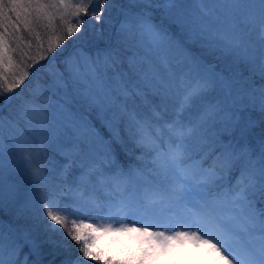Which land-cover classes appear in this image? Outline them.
Wrapping results in <instances>:
<instances>
[{
    "label": "snow or ice",
    "instance_id": "snow-or-ice-1",
    "mask_svg": "<svg viewBox=\"0 0 264 264\" xmlns=\"http://www.w3.org/2000/svg\"><path fill=\"white\" fill-rule=\"evenodd\" d=\"M70 86L109 139L61 103ZM5 210L0 264H40L41 233L62 264H264V0H0ZM109 233L135 246L109 254Z\"/></svg>",
    "mask_w": 264,
    "mask_h": 264
},
{
    "label": "trees",
    "instance_id": "trees-1",
    "mask_svg": "<svg viewBox=\"0 0 264 264\" xmlns=\"http://www.w3.org/2000/svg\"><path fill=\"white\" fill-rule=\"evenodd\" d=\"M155 22L160 23V17L159 16L156 17ZM89 23L91 24L94 22L90 21ZM165 23H167V22L165 21ZM86 27H87V25H86ZM104 27H107V26H104ZM174 38L180 39L182 41L184 40V37H181L175 31H174ZM73 41H75L74 38L70 39L69 41L66 42L65 45L62 46V49H57V51L55 53L50 54L47 59L40 61L37 65H35L30 70L34 75L32 77H30L29 80L32 81L33 83L35 81H40L41 83H47L50 79V77H49V62L53 61V57H55V55H57V54L59 55V54L64 53L65 50L67 49V47ZM75 46H76V44H74V46L72 45V47L69 49L68 53L66 55L62 56V58L61 57L60 58L55 57V60L52 63L51 67L57 68V69H60L61 71H63V69H64L63 61L73 51ZM99 46L104 47V42L100 41ZM186 46L193 53H195L197 55H201L200 53L197 52L198 51L197 49L199 48L198 46L191 45V44L186 45ZM125 55H131V53L128 52ZM204 59H206L210 63L217 64V66H218L217 70H220L223 67V64L220 61H218L216 59L215 55H213V54H209V57L206 56V57H204ZM122 70L125 72L129 71L128 65L126 62L122 65ZM245 75H248V73L245 72ZM254 79L257 81V83H259L258 77H254ZM25 83L27 85V88L24 89V94L27 95L28 90L31 89V87H32V84L29 83L28 81H26ZM53 99H58V97L54 96ZM61 103H65L66 107L69 109V111L72 114H74L78 117L86 116L88 118V120L91 121L93 126L101 132V134L105 137V139L110 138V134H109L107 128L102 125L99 110L94 108V107H90L86 100H84L82 97L77 96V94L72 90L71 86L69 87V90H68L67 102L62 100ZM120 128H121V136H125L122 124L120 125ZM256 131L259 132V129H257ZM125 139H126V136H125ZM114 147L117 150L118 159L120 160L121 164L124 165L125 168H127L129 165H134L137 163L135 157H136V155L139 154L138 150L133 149L132 155H126L125 151L122 150L119 145L114 144ZM127 147H128V149H132V145L130 143L127 145ZM57 159H61V158L57 157ZM4 215H5V211L0 212V219H3L6 223H8L9 221L4 219ZM43 237H45V238H43ZM38 241L41 243L40 264H62V262L67 258V253L60 246V237L59 236H53V234H51V237L49 238V237H47L46 234H41L38 237ZM24 252L25 253L28 252L27 247H25ZM31 259H35V258L30 257V260Z\"/></svg>",
    "mask_w": 264,
    "mask_h": 264
},
{
    "label": "rangeland",
    "instance_id": "rangeland-1",
    "mask_svg": "<svg viewBox=\"0 0 264 264\" xmlns=\"http://www.w3.org/2000/svg\"><path fill=\"white\" fill-rule=\"evenodd\" d=\"M197 50H198L197 52L200 53L203 57H206V56L209 57V53H207L206 50H203L200 48H198ZM4 114L7 115V112ZM5 215H4V219L11 222V219H12L11 213L7 212V210H5ZM41 234H43V233H41ZM46 235H47V237H49V234H46ZM131 235L134 236L135 233H133ZM53 236H57V235L53 234ZM50 237H51V235H50ZM43 238H45V237H43ZM97 243L105 251H108L109 254H112L113 252L119 253V250L124 246H128V247H134L135 246V242L133 240L129 239V236L123 235V234H117V233H109L105 236H101L100 240ZM72 255L74 257L76 255H78L75 246H73V248H72ZM86 264H91V262H86Z\"/></svg>",
    "mask_w": 264,
    "mask_h": 264
},
{
    "label": "water",
    "instance_id": "water-1",
    "mask_svg": "<svg viewBox=\"0 0 264 264\" xmlns=\"http://www.w3.org/2000/svg\"><path fill=\"white\" fill-rule=\"evenodd\" d=\"M74 44H76L75 41L71 42L70 45L67 47V49L65 50L64 53L59 54V55L57 54V55H55V57H62V56H64V55H66V54L68 53L69 49H70V48L72 47V45H74Z\"/></svg>",
    "mask_w": 264,
    "mask_h": 264
}]
</instances>
